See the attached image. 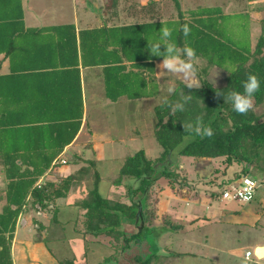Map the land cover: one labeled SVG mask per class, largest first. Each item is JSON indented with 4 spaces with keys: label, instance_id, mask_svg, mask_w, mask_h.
Masks as SVG:
<instances>
[{
    "label": "trees",
    "instance_id": "1",
    "mask_svg": "<svg viewBox=\"0 0 264 264\" xmlns=\"http://www.w3.org/2000/svg\"><path fill=\"white\" fill-rule=\"evenodd\" d=\"M121 1L103 0L99 8L104 18L102 25L79 29L74 23L27 27L22 0H0V69L5 61L8 63V72L0 75V165L5 182L0 190V264H13L12 242L18 221L32 220L29 225L43 230L45 226L32 214L50 209V220L56 221L60 208L51 207L50 200L66 199L71 188L85 179L92 180L93 188L85 200L75 204L85 210L83 233L112 242V252L101 264L115 262V253L128 249L130 243L139 247L146 244L147 248L143 254L138 247L140 252L131 262L158 264L165 257L189 254H161L159 237L152 236L154 224L155 228L162 226L171 232L182 229L170 217L160 215L158 198L163 208L171 202L153 192L163 179L172 190L187 188L193 192L195 186L181 174H195L203 180L206 176L200 172L206 163L212 183L218 174L225 175L228 169L240 167L235 180L222 184L220 197L203 187L196 189L201 194L193 193V197L204 198L211 206L223 200L221 195L226 187L236 185L235 181L242 177H251V170L256 169V174L264 177V18L260 34L251 40L248 9L236 15L224 14L219 7L184 11L179 0H171L176 17L162 20L156 0H150L141 5L140 16L130 13L131 20L117 25ZM254 11L264 14V6ZM230 18H243L240 26L246 31L245 42L226 23ZM184 24L191 29L187 37L181 31ZM162 26L172 30L169 41H160ZM155 41L189 46L205 65L199 67L195 61L199 84L192 89L171 78L177 93L165 98L174 103L182 89L191 94V100L183 112L175 114L163 103L165 98L152 107V132L159 154L150 158L139 150L127 156L118 179L112 183L124 187L128 202H122L118 196L109 199L99 191L97 158H85L84 150H70L71 157L64 153L76 139L84 117L80 70L99 69L104 98L111 103L154 98L159 93L156 66L163 59L148 51V42ZM164 50L161 44L160 51ZM210 67L224 75L222 85L215 86L208 79ZM248 74H255L260 80L253 104L262 106V112L256 114L252 109L247 115H239L216 93L243 92L242 82ZM197 116H202L204 124L213 129L211 138L185 131L183 123L194 121ZM91 147L92 143L86 145ZM62 155L65 164L60 163ZM183 163L188 166L183 168ZM72 164L81 167L56 181H40L47 173ZM152 196L157 202L152 203ZM254 199L255 193L249 202H233L249 204ZM124 223L133 224L135 232L127 236ZM119 241L122 245L117 248ZM43 242L46 243L45 238ZM246 252L250 253L249 258L253 255ZM58 264L77 263L63 258Z\"/></svg>",
    "mask_w": 264,
    "mask_h": 264
},
{
    "label": "rangeland",
    "instance_id": "2",
    "mask_svg": "<svg viewBox=\"0 0 264 264\" xmlns=\"http://www.w3.org/2000/svg\"><path fill=\"white\" fill-rule=\"evenodd\" d=\"M22 1L25 8V24L27 26H51L74 23L77 22V19L81 15H88L90 13L86 10L90 0ZM100 1L99 4L102 7L103 0ZM147 1L150 0H122L119 12L123 18L130 13L140 16L141 5ZM179 2L181 9L184 11L219 7L224 14L236 15L248 9L250 10L252 23L249 28L250 33L252 32L251 40H255L260 34L261 20L264 18V14L261 11H254V9L264 6V0H179ZM156 7L159 9L158 15L162 20L176 17V11L171 0H156ZM100 12L91 11L90 16H88L89 20L92 18V21L96 19V21L100 22V19L103 22L104 18L101 17L102 13ZM242 21L243 18H230L226 23L231 26L232 32L239 37L240 41L245 42L246 31L240 26V24L244 23ZM196 63L199 67L205 65L200 60H197ZM155 74L158 77L159 93L154 98H143L135 101L121 99L117 103H111L103 97L104 91L102 90L100 79L97 84L98 89L96 88V90L101 89L99 95L95 91L90 93L87 88L89 119L92 121L91 124L94 125L93 129L98 131L96 132L98 139H94L97 142L93 143L94 145L91 148H86L87 150L81 148L90 141L88 140V133L84 128L81 136L75 141L74 146L67 150L66 157H71L72 153L69 152L70 150L79 152L80 150H86L83 153L85 158H97V169L101 176L99 191L109 199H115L118 196L122 202H128V199L125 197L124 187L122 185H114L112 180L118 179L121 164L127 156L139 150H144L146 156L150 158L158 156L159 147L153 138L152 132V107L169 95L166 89L170 84L176 86L175 81L171 78L186 84L179 75L165 72L157 66ZM223 76L216 68H209L208 79L215 86L222 85ZM198 84V79L195 77L194 86ZM93 94L95 95L93 96ZM253 110L256 114H260L262 106H255ZM187 166L186 163H183V168ZM70 167L64 166L61 168V171L57 170L51 173V176H49L50 180L56 181L70 171L79 169L81 166L72 164ZM202 167L200 175L206 176L204 179L202 178L203 180L195 177L197 176L195 174L188 173L181 175L185 176L187 182L195 186L194 188L203 187L204 190L209 191L208 193H211V191L215 192L219 197L222 184L227 182L228 179L235 180L236 174L240 170V167L230 168L226 171L225 175L218 174V177L210 183V179L208 180V178H212V175L206 169L208 168V164L203 163ZM249 175L254 177L257 182L255 199L249 204L219 200L210 206L204 198L202 199L201 197L200 199L202 200H199L193 197V193L201 194L196 189L193 192L187 188L172 190L166 185L167 181L164 179L160 183L161 186L156 185L157 187L153 191L155 196L160 195L169 198L171 202L163 208L162 200L158 198L157 202V200H154L155 196H152V203L154 201L157 202L161 210L160 215H166L174 223L182 226V229L178 232H171L164 230L162 226L159 229L155 228L156 224H154V235L152 234V236L156 234V237H159L158 245L162 247L161 254H164V252L171 255L178 252L196 254L193 260L192 255L186 254L180 255V257H177L178 259L165 257V260L163 259L158 264H259L261 259L257 260L252 255L246 260L244 253L248 250L253 254V245L256 242L264 243V177L260 178L256 174V169L251 170ZM44 181L46 180H41L42 183ZM91 181V179H85L82 183L73 186L65 200H50L51 207L57 206L60 208L56 213V221L50 220L52 217L50 209L49 212L43 211L41 214L38 212V215L36 213L32 214L33 217L38 218V220L40 219L39 222L47 229L46 243L44 244L46 249H44V246L26 247L23 245L27 249V256L25 252L24 254L20 252V260L23 261L22 258L25 259L31 256L30 252H28L30 248L40 255V261L37 264H58V260L62 261L63 258L75 260L77 264H101L104 259L108 258L112 252V249L109 247L112 243L111 240L100 236L85 235L83 233L85 210L75 206V204L88 197V192L93 188ZM237 181L239 180H236L235 183ZM4 183L2 167L0 165V190L4 188ZM159 187L164 189L161 190ZM234 212L240 213L236 214ZM255 222L257 223L255 224ZM124 227L127 236L136 230L135 226L131 223H124ZM33 229L32 231H28L19 227L16 235L19 242L27 241L26 238L29 236L27 239H30L31 243L43 242V237H41L37 228L34 227ZM83 235L84 237H82ZM117 244L116 247L120 248L122 241H119ZM138 247L139 244L130 243L128 249L123 250V252L118 250L115 253V262H108L107 264H135L131 260L140 252L139 248L143 254L147 251L146 244Z\"/></svg>",
    "mask_w": 264,
    "mask_h": 264
},
{
    "label": "clouds",
    "instance_id": "3",
    "mask_svg": "<svg viewBox=\"0 0 264 264\" xmlns=\"http://www.w3.org/2000/svg\"><path fill=\"white\" fill-rule=\"evenodd\" d=\"M181 31L187 37L191 29L188 24L181 26ZM161 36L160 41H169L172 30L166 26H162L159 30ZM160 41L148 42V51L150 55L163 57L162 62L157 67L165 72L179 75L185 82L188 89H192L195 83L197 73L195 61L198 59L195 49L189 46L179 47L174 42L161 43ZM163 44L165 50L160 51V45ZM243 92L217 91L218 96H222L224 103H229L232 110L239 115H247L253 109L254 94L260 90V80L255 74H248L242 82ZM166 91L169 94H176L177 89L174 84H170ZM191 100V94H185L182 89L179 91V99L174 103H170L166 98L163 103L169 107L170 113L183 112L186 105ZM183 127L186 132L194 135L211 138L214 135L213 129L206 126L202 116H197L194 121L184 122ZM251 183V182H250ZM250 198V195H249Z\"/></svg>",
    "mask_w": 264,
    "mask_h": 264
},
{
    "label": "crops",
    "instance_id": "4",
    "mask_svg": "<svg viewBox=\"0 0 264 264\" xmlns=\"http://www.w3.org/2000/svg\"><path fill=\"white\" fill-rule=\"evenodd\" d=\"M85 1H87V0H85ZM99 1L100 0H90V2H89V5L87 6V8H86V10L87 11H89L90 13H91V11L92 12H99V7H101V5L99 4ZM101 2V1H100ZM22 3H23V1H22ZM23 9H24V16H25V8L23 7ZM90 13L88 14V15H81L80 16V18L79 19H77V22H74V24L76 25V27L77 28H79V29H81V28H94V27H100L101 25H102V23L103 22H101V20L99 19V17H98V19H99V21L100 22H98V21H96V19H93V21H92V18L89 20V17L88 16H90ZM96 14V13H95ZM102 18H103V15L101 16ZM121 19V20H120ZM132 19V17H130V16H128V15H126L125 16V18H123L122 17V14H120L119 15V21H118V23H117V25H120L121 23H124V22H128L129 20H131ZM65 24H67V23H65ZM26 25V24H25ZM60 25H62V24H60ZM27 26V25H26ZM27 27H36V26H27ZM7 66H8V63H7V61H5L3 64H2V66H1V69H0V75L1 74H6L7 72H8V70H7ZM100 79V81L102 82V90H103V80H102V78H101V75H100V71H99V69H97V68H93V69H81L80 70V81H81V90H82V98H83V111H84V117H83V121H82V126H81V129H80V131H79V133H78V135H77V137H76V139L74 140V142H73V144L72 145H70V146H68V147H66V149H65V151H64V153L66 152L67 153V150H69V149H71L73 146H74V143H75V141L77 140V138L78 137H80L81 136V132H82V130L85 128V131L88 133V140H90V141H88V143H92V146L94 145L93 143H95V142H97V141H95L94 139H98V134L96 133V132H98V131H95L93 128H94V125L93 124H91L92 123V121L89 119V114H88V109H89V107H88V104H89V101H88V98H87V88L89 89L88 91L90 92V93H93L94 91L95 92H97L96 94H100V90H96V88H97V84H98V80ZM98 89V88H97ZM95 94H93V96H94ZM104 97V96H103ZM88 101V102H87ZM87 128V129H86ZM134 133V132H133ZM135 134V133H134ZM137 134V133H136ZM100 138V137H99ZM102 138V137H101ZM101 141V140H100ZM88 143H86V144H84L82 147L81 146H79V147H81V148H86V145L88 144ZM87 150V149H86ZM86 150H84V151H86ZM80 151H83V150H80ZM71 152H79V151H74V150H71ZM61 158H63V159H65V157L62 155V157ZM66 160V159H65ZM98 160V159H97ZM61 168L62 167H60L58 170L59 171H61ZM54 171H51L50 173H47L41 180L43 181V180H49V181H52V180H50V177L49 176H51V173H53ZM40 180V181H41ZM63 200H65V199H63ZM66 204H68V202H66ZM65 206V205H64ZM62 207V206H61ZM66 207V206H65ZM68 207V206H67ZM70 207V206H69ZM59 209V208H58ZM60 210V209H59ZM41 214V213H40ZM38 215V214H37ZM206 218H207V216H206ZM38 219V218H37ZM40 220V219H39ZM38 220V221H39ZM27 221H32V220H27ZM21 222H23V223H21ZM27 223V222H25L24 221V219H20L19 221H18V223H17V229H16V232H15V234H14V239H13V242H12V260H13V264H33V262H34V264H37L39 261H40V255H38L37 253H35L34 252V250L33 249H29L28 250V252H30V257L28 258V257H26L25 259L24 258H22L23 259V261L22 260H20V255H21V253L20 252H22L23 254H24V252L26 253L27 252V249L24 247V246H35V247H37V246H44V242H40V241H38L37 243H31V240L30 239H27V238H29V237H27L26 238V240L27 241H21V242H19V240H18V236H16L17 235V232H18V228L19 227H22V228H24V229H26V230H34L33 228L34 227H36L35 225L34 226H32V225H29V224H31V223ZM32 227V228H31ZM37 228V227H36ZM36 230V229H35ZM37 231L39 232V234L41 235V237H43V239L44 238H46V236H47V229H46V227L43 229V230H40V229H37ZM43 234H45V235H43ZM83 237V236H82ZM23 242H25V243H23ZM20 245V246H19ZM24 245V246H23ZM19 246V247H18ZM259 246H264V243H259V242H256L254 245H253V248L255 249L256 247H259ZM18 248H20V249H18ZM44 249H46L45 248V246H44ZM254 251V250H253ZM40 254V253H39ZM195 255L196 254H192V260L195 258ZM26 256H27V253H26ZM171 258H174V259H178L177 257H171ZM245 258V257H244ZM257 260H259V259H257ZM31 261H32V263H31ZM264 261V258H262L261 260H260V263H262ZM25 262V263H24ZM28 262V263H27ZM36 262V263H35ZM44 264H46V263H44Z\"/></svg>",
    "mask_w": 264,
    "mask_h": 264
},
{
    "label": "built area",
    "instance_id": "5",
    "mask_svg": "<svg viewBox=\"0 0 264 264\" xmlns=\"http://www.w3.org/2000/svg\"><path fill=\"white\" fill-rule=\"evenodd\" d=\"M61 164H65L66 160H60ZM251 182V183H250ZM257 188V182L249 176L242 177L236 185H230L226 187L221 195V198L226 201H236V202H249L254 196L255 190ZM250 195V198H249ZM250 256L249 252L245 253V259ZM259 264H264V261Z\"/></svg>",
    "mask_w": 264,
    "mask_h": 264
},
{
    "label": "water",
    "instance_id": "6",
    "mask_svg": "<svg viewBox=\"0 0 264 264\" xmlns=\"http://www.w3.org/2000/svg\"><path fill=\"white\" fill-rule=\"evenodd\" d=\"M253 255L257 259L264 258V246H259L254 249Z\"/></svg>",
    "mask_w": 264,
    "mask_h": 264
}]
</instances>
